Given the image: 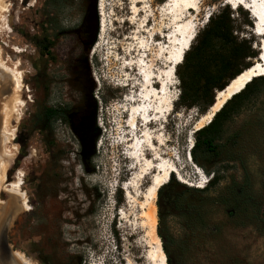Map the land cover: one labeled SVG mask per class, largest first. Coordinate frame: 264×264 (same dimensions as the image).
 Masks as SVG:
<instances>
[{"label":"rangeland","instance_id":"obj_1","mask_svg":"<svg viewBox=\"0 0 264 264\" xmlns=\"http://www.w3.org/2000/svg\"><path fill=\"white\" fill-rule=\"evenodd\" d=\"M101 1L106 21L102 35L100 0H30L33 8L27 1H4L8 13L5 24L0 23V47L4 60L22 74L24 102L20 118L11 123L15 134L8 148L14 155L5 185L20 173L28 209L17 206L2 214L0 236L7 224L6 243L12 255L20 252L35 264H149L143 232L137 229L133 235L118 215L124 195L121 185L139 170L118 127L123 111L119 108L123 102L130 106L126 97L142 86L138 71L143 74L141 62L145 65L147 56L154 59L150 48L158 50L165 42L167 34L149 31L170 18L163 11L168 3L144 0L136 16L131 0ZM224 10L230 11L233 36L251 42L259 54L261 38L253 34L249 13L241 8L232 11L219 0L201 7L198 33L207 25L204 14L217 16ZM164 31H169L167 25ZM94 33L95 43L89 48ZM13 47L22 52L15 53ZM154 64L156 73L167 67L165 61ZM88 73L101 134L95 157L83 162L71 124L89 115ZM173 83L172 109L162 126L161 114L151 129L166 137L162 151L179 154L182 175L197 185L202 178L191 172L185 156L201 115L196 108L178 106L177 75ZM10 95L9 86L3 99ZM48 108L61 109L67 122L44 124L42 115ZM224 129L218 157L196 164L203 173L217 170V184L206 193L181 197L165 185L156 199V231H161L171 264H264V85ZM142 145L141 150L147 149L146 143ZM204 175L209 179L212 174ZM149 181L148 177L142 181L140 197ZM0 201L2 209L14 201L13 195L2 192ZM77 239L82 241L76 243ZM13 259L19 264L14 255Z\"/></svg>","mask_w":264,"mask_h":264},{"label":"bare ground","instance_id":"obj_2","mask_svg":"<svg viewBox=\"0 0 264 264\" xmlns=\"http://www.w3.org/2000/svg\"><path fill=\"white\" fill-rule=\"evenodd\" d=\"M4 1L5 0H0V23H4L6 21L5 14L8 13V6L5 5ZM18 1H22L23 3L24 1H27V6L30 8H33L34 6L30 4V0ZM131 1V5L133 6L132 14L139 16L141 13V11H138L139 5L143 3L144 0ZM211 1L212 0H165V3L168 4L165 10L163 9V11H166L167 14H170V18L162 20L157 28H153L151 31H149V33L156 34V36L164 34L167 35H164V37L162 38L165 40V42L162 44L160 49L153 50V48H150L149 51H154L155 53L154 59L147 56L148 62L145 63V65L144 62H141L142 66L140 68L143 70V76H146L144 77L147 85L141 87L137 85V87H139L137 90L139 92V89L142 90L143 88V90L141 91L142 96H140L139 98L145 99L149 97L148 106H151V110L147 114L148 117L153 116L152 120L157 121L156 118L161 114L163 115L162 117L164 118V120L160 122L159 127L162 126L163 123H165V115L172 109L173 103L175 102V96L171 94V88H169V92L165 90L166 92L164 95L162 93L160 95L158 90H160V87H164L163 89H166L167 87H169L168 85L174 86L173 81L176 77V69L182 64L183 57L185 53L189 51L191 45L193 44V41L196 39L198 30L200 28V25L196 23V18L201 14V7L207 2ZM219 1L222 5H225V7L231 6L232 9L235 8L236 11L238 9L240 10L241 8L243 9V11L249 13V16L251 14V21L254 22L252 24L253 34L261 38L258 54L260 55L261 60L257 59V61H254L250 68L244 70L241 74L230 81L228 86L223 91L216 92L214 105L209 108V110L205 114L200 116L194 130L191 131L190 138L192 146L194 144L193 135L197 131L206 127L211 122L214 115L219 112V110L229 99L241 93L246 85L250 84L253 79L264 76V0H242V2L241 0ZM99 8L101 11H103V4L101 0ZM203 19H201L200 21H202ZM167 20L168 24L165 23V21ZM105 23V15L103 14L102 25L99 27L103 29L100 30V35H102V33H104L105 31ZM166 25L167 28L169 27L168 32L164 31V26ZM144 28L147 29L148 26L146 25ZM156 36H154V38ZM166 39H168L167 47ZM156 41H161V39H158ZM12 51L19 54L22 52V50H19V48L16 47H13ZM4 55L5 53L0 47V195L2 192H6L10 195H13L14 201L8 203L7 205L4 204L5 206H3L2 208L3 210L0 209V216L2 214L8 213L15 207L17 208V206L19 207V209H22V211L28 209L26 196L21 190L22 180L20 173H15L14 181L5 185L6 172L11 166L12 157L14 155V152H12L8 148V145L11 144L15 134V129L11 127V123L20 118V108L23 107L24 102L20 97L23 88L22 74L18 70V67L11 68L9 66L8 62L4 60ZM158 60L163 62L165 61V65H167V67L159 70L158 73H156L153 67L156 66L154 62H156L157 64ZM132 71L135 70L133 69ZM9 86L11 95L9 99H3L4 93L9 89ZM128 87V85L125 86V88ZM138 92H134V94H131L133 98L137 95ZM141 99H136L132 103H129L130 106H128L127 104H123V102L121 107L119 108V110L123 111L121 113V121L118 127L121 130L123 129V139H125L126 145L129 148V152H132L131 154L137 161L135 169L139 167V170L137 171V173H135V176L127 181H124L123 183V187L121 188L124 194L123 203L119 208L120 210L118 215L120 216L121 222H123V224L125 225V229L126 227L128 228L130 226V231L133 235H136L137 229H140L143 232L144 235L141 242H144L146 247L149 248V251L146 252L145 255V259L149 262V264H167L166 255L162 249V243L156 231L157 207L155 202L157 199V193L161 188L165 187V185L167 184V179H170L171 176H175V179L180 184L199 190H203L206 187L209 179L206 178L201 169L192 161L190 151L189 158L187 157V155L185 156V163L189 164L191 172L195 176H197L198 174V178H202L201 183L194 185L190 180L182 175V168L179 164V154L174 155L171 153L172 151L163 152L161 149V147L166 146V137L160 134V130L157 131V133L156 131H152L151 121L149 123L141 125L139 116L136 117L137 112L145 109L146 107L145 103L144 105H140ZM165 108L167 109V111H164ZM129 112L131 115H133L130 120ZM167 116L169 117L170 113H168ZM124 119H126L125 122H123ZM123 124H127V126L124 127ZM134 124H136V128L138 129V131L142 126L140 130V132H142V136L140 138L136 137L135 139H129L130 131L127 129H131ZM155 140L158 141L160 147L156 145V143L154 142ZM143 142L146 143L144 147H147V149L142 148L143 150H141ZM137 146L140 147L141 156H138ZM134 157L132 158L134 159ZM195 172H197V174ZM147 177L150 178V181L143 191L142 196L140 197V195L138 194L140 191L141 183ZM80 240L76 241V243L82 241ZM13 255L18 260L19 264H35L32 260L26 258L20 252H14Z\"/></svg>","mask_w":264,"mask_h":264},{"label":"trees","instance_id":"obj_3","mask_svg":"<svg viewBox=\"0 0 264 264\" xmlns=\"http://www.w3.org/2000/svg\"><path fill=\"white\" fill-rule=\"evenodd\" d=\"M95 24L97 18L93 6ZM230 11L224 10L217 16H210L206 27L197 34L196 44L191 45L183 57L180 68L177 67L176 75L181 89L179 93V107L186 109L196 108L200 115L205 114L214 105L216 92L223 91L235 77L251 67L257 59L258 53L252 48L251 42L238 40L233 36ZM96 32V29H95ZM95 43V33L89 45L92 48ZM88 81L91 85L89 100L91 109L88 116L79 117L71 124V129L78 139V156L83 162H91L95 157L96 143L100 137V128L97 126V106L92 98L94 84L88 73ZM264 85V78H255L246 85L241 93L233 96L217 112L211 122L203 129L197 131L193 147L190 150L191 159L195 164L200 161L208 162L219 155L218 148L223 140L225 124L237 115L244 107L246 101L254 94L257 87ZM43 123L51 124L62 120L67 122L61 109L48 108L43 113ZM206 175L212 174L204 190L190 188L175 181L173 176L166 184L168 188L177 191L180 196L194 193L203 194L212 189L219 181L218 171L203 170ZM162 188L158 191L160 198ZM237 206V205H236ZM157 234L162 241V249L166 255L167 264L170 263L167 248L160 229Z\"/></svg>","mask_w":264,"mask_h":264},{"label":"water","instance_id":"obj_4","mask_svg":"<svg viewBox=\"0 0 264 264\" xmlns=\"http://www.w3.org/2000/svg\"><path fill=\"white\" fill-rule=\"evenodd\" d=\"M257 59L261 60L260 55L257 56ZM257 59L255 61H257ZM5 227L4 230L2 231V235L0 236V264H18L16 263V261H14L12 252L8 249V244L6 243V236H5L7 224L5 225Z\"/></svg>","mask_w":264,"mask_h":264},{"label":"snow or ice","instance_id":"obj_5","mask_svg":"<svg viewBox=\"0 0 264 264\" xmlns=\"http://www.w3.org/2000/svg\"><path fill=\"white\" fill-rule=\"evenodd\" d=\"M241 2H242V0H241ZM189 6H191V5H189Z\"/></svg>","mask_w":264,"mask_h":264},{"label":"flooded vegetation","instance_id":"obj_6","mask_svg":"<svg viewBox=\"0 0 264 264\" xmlns=\"http://www.w3.org/2000/svg\"><path fill=\"white\" fill-rule=\"evenodd\" d=\"M211 178V177H210ZM210 178H209V180H210Z\"/></svg>","mask_w":264,"mask_h":264}]
</instances>
